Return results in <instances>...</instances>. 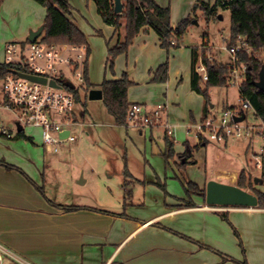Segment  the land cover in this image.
I'll return each instance as SVG.
<instances>
[{
	"label": "crops",
	"instance_id": "0c3cea01",
	"mask_svg": "<svg viewBox=\"0 0 264 264\" xmlns=\"http://www.w3.org/2000/svg\"><path fill=\"white\" fill-rule=\"evenodd\" d=\"M198 1L214 0H155L169 8L173 27ZM67 2L89 47L86 75L91 89L125 73L133 83L127 90L128 103L142 104L149 113L161 105L160 120L149 126L117 125L113 120L108 125L124 128L120 135L131 143L130 155L120 157L116 149L110 166L91 164L87 173L80 168L74 176L64 160L78 150L79 136L65 142L67 146L63 143L58 152L42 145L37 128L21 127L24 137H15L18 127L12 111L4 107L0 79V161L13 167L0 164V246L31 264H238L244 260L264 264V208L207 205L195 194L189 197L192 205H186L183 174L177 169L184 161L179 156L190 147L185 178L199 188L208 180L236 185L238 164L230 168L225 163L232 156L224 152L231 139L224 144L206 142L191 131L204 115L219 113L210 98L206 104L190 87L191 48L205 42L214 50V44L208 37L200 43H183L185 35L177 47L166 50L158 34L144 26L126 52L115 58L108 77L105 45L122 37L123 26L116 33L105 24L93 1ZM44 17L45 8L33 0H0V63L4 44L25 41ZM222 49L228 52L224 45ZM163 63L168 66L167 78L155 82L153 73ZM74 118L76 128L81 127L76 114ZM118 132L109 133L117 137ZM165 135L174 149L168 161L162 156ZM255 179L253 186L264 193L261 178ZM59 206L82 208L63 211Z\"/></svg>",
	"mask_w": 264,
	"mask_h": 264
},
{
	"label": "trees",
	"instance_id": "16d2710c",
	"mask_svg": "<svg viewBox=\"0 0 264 264\" xmlns=\"http://www.w3.org/2000/svg\"><path fill=\"white\" fill-rule=\"evenodd\" d=\"M45 8V17L42 23V33L38 40L46 45H84L86 56L89 55V47L85 35L78 29L75 23L69 19L70 6L67 0H33ZM101 20L114 27L115 32L123 26V35L117 42L107 49V68L113 72L114 59L124 52L132 43L133 38L144 26L151 27L159 36L160 46L166 50L177 47L183 40L192 22L203 19L207 25L211 21L218 19L219 8L229 10L230 28L229 36L226 40V49L231 50L238 38L244 40L250 47L248 51L242 50L237 54L239 64L246 66V72L239 82V98H246L252 105L256 119L264 123V93L260 91L255 82L259 79L261 70H264V0H230L222 4L225 0H214L212 3L198 1L193 4L190 13L181 19L174 27L170 23V11L168 7L159 6L155 0H122L123 9L116 13L113 10L112 0H92ZM197 11L200 14H197ZM119 37V36H118ZM203 39L207 37L206 32L202 34ZM174 44H171V42ZM29 42L28 39L22 43ZM201 63L206 70L207 79L202 80L197 71V65ZM87 61L84 66V80L81 85L82 91L87 93L92 88L86 75ZM15 70L13 65L0 63V79L11 74ZM167 63L157 67L153 73L152 80L164 82L167 78ZM230 80V70L228 63H220L215 59L213 49L207 47L204 42L201 48H191L190 66V87L191 90L201 95L207 104L209 100L208 91L212 87H228ZM127 75L124 73L119 79H104L99 85L102 93L101 102L106 111L113 117L117 125L126 124L127 110V90L132 85ZM73 94L75 103L80 102L79 89L66 87ZM205 110L207 106L205 105ZM206 115H204L205 117ZM203 117V118H204ZM15 137H24L21 131ZM165 149L162 156L166 161L174 156L173 142L167 135L164 137ZM192 148L187 147L186 151L180 155L183 162L177 165V169L182 172V185L187 197L186 205H192L189 200L191 194L205 197V188H199L194 182L184 176L186 160L190 156ZM7 168L10 165L0 161ZM125 177L127 176L124 171ZM264 176V173L262 174ZM163 189V185H159ZM236 186L248 190L257 198V207L264 208V193L253 186V182L242 170L239 172ZM63 211H73L81 209L78 206H59ZM224 220H227L225 213H220ZM238 264H246L245 260Z\"/></svg>",
	"mask_w": 264,
	"mask_h": 264
},
{
	"label": "built area",
	"instance_id": "2783aa9c",
	"mask_svg": "<svg viewBox=\"0 0 264 264\" xmlns=\"http://www.w3.org/2000/svg\"><path fill=\"white\" fill-rule=\"evenodd\" d=\"M229 1L225 0L221 3ZM171 44L174 42L172 41ZM249 49V45L240 37L231 50L226 49L229 54V84L236 85L237 88L246 72V66L239 64L237 54L242 50L248 51ZM3 52V63L15 67L11 74L1 79V88L4 107L12 111L16 124L22 128L39 129L42 145L53 152H58L63 143L75 141L77 136L73 129L79 125L74 118L76 103L73 94L66 87H69V84L72 89H78L83 84L84 66L87 61L85 46L75 44L46 45L37 38L34 42L27 43L6 42ZM262 61H264V56ZM197 71L202 80L207 79L205 67L201 63L197 65ZM17 72L44 78L46 83L41 84L20 77L16 74ZM69 77L76 81V84ZM51 80L55 81L57 87L49 85ZM161 108V105H157L149 113L142 104H130L127 110L126 124L145 126L157 124L160 120ZM248 110L256 119L249 100L238 98V105L224 108L218 114L206 115L191 126V131L198 139L219 144H224L232 138L249 137L252 139L253 135L264 139L263 122L256 119L258 124L244 123L247 120ZM242 115H244L242 120H234L235 117ZM65 132L67 134L61 136ZM167 134H171L169 129H167ZM260 152L255 155L254 161L256 167L263 168V161H261L263 149ZM1 251L8 253V250L0 246ZM26 262V264H31Z\"/></svg>",
	"mask_w": 264,
	"mask_h": 264
},
{
	"label": "rangeland",
	"instance_id": "374dc122",
	"mask_svg": "<svg viewBox=\"0 0 264 264\" xmlns=\"http://www.w3.org/2000/svg\"><path fill=\"white\" fill-rule=\"evenodd\" d=\"M218 14L221 15V19H216L213 22H209L207 25L204 23L203 19L198 20L196 22L197 24L195 25L194 23L193 25L191 24L190 29H188L189 32L187 31V33L185 34L187 36H184L185 38L183 43H200L202 40V34L205 31L207 37L210 40V43L214 44L215 49L213 50V52L215 51V59L220 63H228L229 54L222 49V46L226 45L225 40H227L229 36V10L219 8ZM69 19L73 20V18H71L70 12ZM115 39L116 38L109 42V45H105L106 48L112 46L115 43ZM105 71L107 76L110 77L112 72H110L108 68ZM69 79L76 84V81L72 80L70 77ZM78 89L80 102L75 104L74 112L77 116V119L79 120V123L81 124V127H75L73 129V132L77 136H79L77 143L78 150L72 152L69 155H66L67 157L64 160L65 164L67 165L66 170L72 172L74 176L75 174H77L76 170H79L80 168H86L85 172L87 173V167L91 164L95 165V167L97 168L98 166L102 167L105 164L106 166H110L115 159L117 150L120 151V153H118V156L123 157L127 152L130 155L129 152L131 151H129V149L130 147L132 149V145L130 142H124L121 139L122 136L120 135V133L122 132V130L123 133L125 132L124 128H121L122 130H120V128L118 127L111 128L108 125L109 123H113V118L110 116V114H108L101 100H89L87 97H85L84 91H82L80 87H78ZM238 93L239 92L237 86L232 84H229L228 87H212L208 91L209 98L211 99L210 102L215 105V109L219 110L218 112H220L226 105H238ZM208 102L209 100L207 101V103ZM85 110L87 111V113L86 116H84V118L82 119L81 115ZM89 123H92V126H88ZM244 123L258 124V121L252 116V112L250 110L247 111V120ZM27 128L29 127H24V129ZM113 130L119 131L117 137H112L109 133ZM64 145L67 146L66 143ZM261 149H263L264 152V139H262V137L258 135H253L252 139H249V137L232 138L224 152L232 155L230 156L231 158H227L228 160L227 162H225L230 166V168H232V163L238 164V173L241 170H244L245 174L247 175V177H249V180L251 182L254 181V178H261L263 184L260 186L263 188L264 176H262V174L264 173V156L261 157V161H263V168L256 167L254 161L255 155L257 153L260 154ZM239 160L240 163L238 162ZM66 174L67 173H64V176H66ZM0 254L1 264L27 263L25 259L16 254L14 255V253L10 251H8V253L1 251Z\"/></svg>",
	"mask_w": 264,
	"mask_h": 264
},
{
	"label": "water",
	"instance_id": "95a60500",
	"mask_svg": "<svg viewBox=\"0 0 264 264\" xmlns=\"http://www.w3.org/2000/svg\"><path fill=\"white\" fill-rule=\"evenodd\" d=\"M113 10L116 13H119L123 9L122 0H112ZM218 19H221V15H218ZM192 23L196 24L194 20ZM43 27H39L35 31H30L28 34V41L34 42L42 32ZM20 77L27 78L34 82H38L41 84L46 83V79L28 75L24 73L17 72L16 73ZM49 85L53 87H57L55 81H49ZM70 88L71 85L68 84ZM255 86L264 93V70L262 69L259 74V79L255 82ZM87 97L90 100H100L102 98V93L100 89H90L87 92ZM244 115L240 117H235V121L242 120ZM17 131L21 130V126L17 124ZM67 132L61 134V136H65ZM256 179L254 180V182ZM205 203L207 205H215V206H241V207H255L257 206V198L254 194L249 192L248 190L239 188L233 184L222 183L216 180H208L205 184Z\"/></svg>",
	"mask_w": 264,
	"mask_h": 264
}]
</instances>
